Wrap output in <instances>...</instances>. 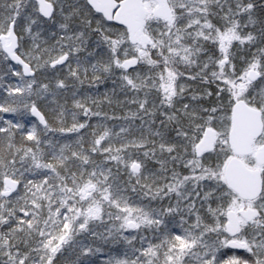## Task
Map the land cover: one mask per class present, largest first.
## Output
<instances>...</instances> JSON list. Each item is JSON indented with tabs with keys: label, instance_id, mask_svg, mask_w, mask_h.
Instances as JSON below:
<instances>
[{
	"label": "snow or ice",
	"instance_id": "1",
	"mask_svg": "<svg viewBox=\"0 0 264 264\" xmlns=\"http://www.w3.org/2000/svg\"><path fill=\"white\" fill-rule=\"evenodd\" d=\"M0 264H264V0H0Z\"/></svg>",
	"mask_w": 264,
	"mask_h": 264
},
{
	"label": "trees",
	"instance_id": "2",
	"mask_svg": "<svg viewBox=\"0 0 264 264\" xmlns=\"http://www.w3.org/2000/svg\"><path fill=\"white\" fill-rule=\"evenodd\" d=\"M7 118V117H6ZM105 258V257H102V259Z\"/></svg>",
	"mask_w": 264,
	"mask_h": 264
}]
</instances>
